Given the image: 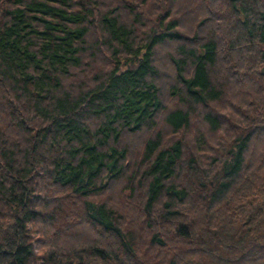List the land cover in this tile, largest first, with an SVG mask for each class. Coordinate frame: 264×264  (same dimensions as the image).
Listing matches in <instances>:
<instances>
[{"label": "trees", "instance_id": "trees-1", "mask_svg": "<svg viewBox=\"0 0 264 264\" xmlns=\"http://www.w3.org/2000/svg\"><path fill=\"white\" fill-rule=\"evenodd\" d=\"M0 264H264V0H0Z\"/></svg>", "mask_w": 264, "mask_h": 264}]
</instances>
